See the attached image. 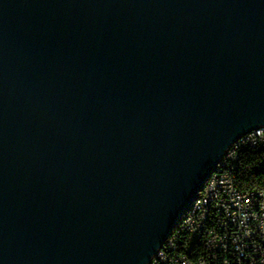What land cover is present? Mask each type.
Instances as JSON below:
<instances>
[{
  "label": "water",
  "instance_id": "1",
  "mask_svg": "<svg viewBox=\"0 0 264 264\" xmlns=\"http://www.w3.org/2000/svg\"><path fill=\"white\" fill-rule=\"evenodd\" d=\"M264 126V0H0V264H147Z\"/></svg>",
  "mask_w": 264,
  "mask_h": 264
},
{
  "label": "built area",
  "instance_id": "2",
  "mask_svg": "<svg viewBox=\"0 0 264 264\" xmlns=\"http://www.w3.org/2000/svg\"><path fill=\"white\" fill-rule=\"evenodd\" d=\"M249 148L264 150V126L228 148L147 264H264V191H244L237 178L241 155Z\"/></svg>",
  "mask_w": 264,
  "mask_h": 264
},
{
  "label": "trees",
  "instance_id": "3",
  "mask_svg": "<svg viewBox=\"0 0 264 264\" xmlns=\"http://www.w3.org/2000/svg\"><path fill=\"white\" fill-rule=\"evenodd\" d=\"M237 178L244 191H264V150L249 148L242 153Z\"/></svg>",
  "mask_w": 264,
  "mask_h": 264
}]
</instances>
